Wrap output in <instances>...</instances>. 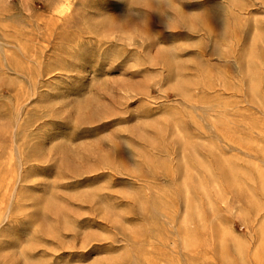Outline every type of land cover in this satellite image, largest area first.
I'll return each mask as SVG.
<instances>
[{
  "label": "rangeland",
  "instance_id": "1",
  "mask_svg": "<svg viewBox=\"0 0 264 264\" xmlns=\"http://www.w3.org/2000/svg\"><path fill=\"white\" fill-rule=\"evenodd\" d=\"M0 264H264V0H0Z\"/></svg>",
  "mask_w": 264,
  "mask_h": 264
},
{
  "label": "bare ground",
  "instance_id": "2",
  "mask_svg": "<svg viewBox=\"0 0 264 264\" xmlns=\"http://www.w3.org/2000/svg\"><path fill=\"white\" fill-rule=\"evenodd\" d=\"M66 8L67 7H61V8H59L58 10H55V11H57V13H64V11L66 10ZM59 15V14H58ZM165 53V52H164ZM166 57V56H165ZM104 208V207H103ZM108 211V210H107ZM110 212V211H109ZM48 223V222H47Z\"/></svg>",
  "mask_w": 264,
  "mask_h": 264
}]
</instances>
